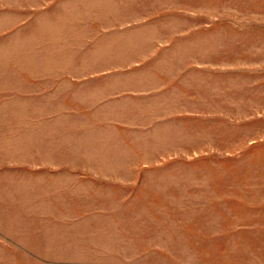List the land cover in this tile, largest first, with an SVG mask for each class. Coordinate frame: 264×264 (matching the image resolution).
<instances>
[{
    "label": "rangeland",
    "instance_id": "rangeland-1",
    "mask_svg": "<svg viewBox=\"0 0 264 264\" xmlns=\"http://www.w3.org/2000/svg\"><path fill=\"white\" fill-rule=\"evenodd\" d=\"M0 264H264V0H0Z\"/></svg>",
    "mask_w": 264,
    "mask_h": 264
}]
</instances>
